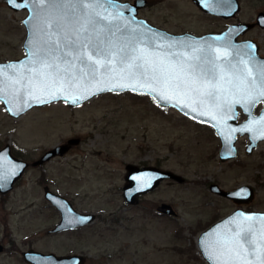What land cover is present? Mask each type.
Returning <instances> with one entry per match:
<instances>
[{
    "label": "rangeland",
    "instance_id": "1",
    "mask_svg": "<svg viewBox=\"0 0 264 264\" xmlns=\"http://www.w3.org/2000/svg\"><path fill=\"white\" fill-rule=\"evenodd\" d=\"M240 5L235 15L224 17L193 0H146L137 14L170 32L201 34L254 20L264 10V0H240ZM26 14L0 0V61L25 54ZM248 35L264 54V27ZM260 108L261 103L255 111ZM244 117L240 111L238 118ZM72 137L78 142L63 153L32 164ZM247 142V134H238L236 155L222 160L212 126L131 90L100 92L75 105L58 99L19 116L10 115L0 100V147L8 143L14 155L28 162L12 189L0 193V264H31L21 253L30 247L82 253L84 264H210L198 248L201 231L236 207L264 210V140L249 153ZM127 163L161 166L185 181L165 179L128 202L123 196ZM211 182L224 189L249 184L254 197L236 203L210 190ZM45 184L95 219L49 231L60 212L44 197ZM161 202L170 203L177 214L161 213Z\"/></svg>",
    "mask_w": 264,
    "mask_h": 264
},
{
    "label": "snow or ice",
    "instance_id": "2",
    "mask_svg": "<svg viewBox=\"0 0 264 264\" xmlns=\"http://www.w3.org/2000/svg\"><path fill=\"white\" fill-rule=\"evenodd\" d=\"M29 2L42 6L34 9V32L40 37V46L30 52V55L35 57V62L41 68L29 81L31 100L43 104L51 99H59L58 92L50 93L48 100L33 94L37 88L57 85L78 88L85 81L106 85L96 86L94 91L86 89V96L81 95L71 100L75 104L77 99H86L98 92L135 89L137 86L142 88L151 82L155 86L150 91L164 101L169 99L164 94L167 91L196 97L201 105L206 100L212 101L226 124L227 119L237 118L236 105L251 116V107L258 99H264V62L253 72L246 67L243 59L236 63L225 59L221 67L217 63L219 57H212L204 49H192L191 54L186 56L181 52H171L173 46L168 45V52H156V34H149L150 29L143 33L129 30L126 26L114 23L120 19L119 16L109 19L108 15L103 14L109 7H120L114 0H25L20 4L16 0H8L15 7H26ZM70 21L74 23L68 27ZM24 23L29 25L31 22L25 20ZM122 29L123 32L118 37L117 33H121ZM140 44L145 47H138ZM246 47L249 50L247 54L251 57L254 45ZM64 49L71 51H63ZM53 53H60V56L49 59ZM67 56H71L73 61L68 66L73 70L71 74L68 73V68L62 70L55 62ZM77 61L82 67H78L75 63ZM2 90L0 86V91ZM229 92L233 98L230 101L222 99ZM28 106L25 101L24 107ZM191 111L194 118L195 115H208L204 111L198 112L195 106ZM211 118L217 120L216 115ZM261 121H264V112L258 120H249L248 124ZM230 130L252 132L253 128L245 125ZM226 139L230 140L231 137ZM228 151L231 153V149ZM237 216L243 217V221H231L236 224L235 230L206 233L201 237L202 252L212 264H264V228L259 230L258 238L254 239L257 236L256 225L244 224V221H252L253 216H245L243 213H238ZM259 219L264 220V216Z\"/></svg>",
    "mask_w": 264,
    "mask_h": 264
},
{
    "label": "water",
    "instance_id": "3",
    "mask_svg": "<svg viewBox=\"0 0 264 264\" xmlns=\"http://www.w3.org/2000/svg\"><path fill=\"white\" fill-rule=\"evenodd\" d=\"M7 5L13 9H26L27 14L22 19V22L26 28V35L23 40V47L25 54L15 59H8L0 61V100L3 103L7 112L12 116H19L26 112L28 109L36 105H44L46 103H39L38 101L31 100L29 93L31 88L29 81L34 77V73L41 68L39 63L35 62V57L30 55V52L40 46V37L34 32L35 28V11L37 7H42L34 2H29L26 7H15L5 0ZM18 4L24 3L25 0H16ZM115 4L119 5L118 8H107L103 14L108 15L109 19L113 16H119L120 19L114 23L126 26L129 30H137L140 33L146 30H151V33H155L154 43L156 45V52H168V45H172L171 52H181L186 56L190 55L192 49H204L208 51L212 57H219L217 63L223 67V61L226 59L236 63L238 60L243 59L246 62V67L251 69L253 72L256 67L264 62V56L258 53V43L253 39H239L238 36L245 30L251 27L254 22L237 21L229 23L225 28L219 31L206 32L202 34H195L189 31L184 32H170L165 28L156 26L147 21L146 18L141 17L137 14L138 8L145 5L146 0H114ZM202 10L222 15L224 17H231L240 10V0H193ZM25 20H29L31 23L26 25ZM256 22L264 26V11H259L256 16ZM74 21H70L68 27H71ZM123 32L117 33L119 37ZM254 45L252 49V56L250 57L247 49V45ZM187 45V47L185 46ZM160 46H163L161 48ZM138 47L143 48L145 45L140 44ZM150 51L152 49H149ZM63 51H71L70 49H64ZM75 53L73 52V55ZM227 54V55H225ZM55 56H60V53H53L49 56V59ZM60 68L63 70L68 68V73H72V69L68 66L73 63L71 56L61 57L55 61ZM78 67L79 62H75ZM106 87L104 84L96 85L95 82L91 84L87 81L83 82L81 87L63 88L59 85L55 87L37 88L33 94L36 96L48 100L50 93L58 92L60 98L66 101L67 105H75L85 101L92 97L89 96L86 99H77V103H71L73 98H78L81 95H87L86 89L91 88L93 91L95 87ZM110 86V85H108ZM155 85L151 82L145 84L144 87L137 86L135 89H124L133 90L136 92H143L150 94L152 98L159 104L171 105L180 110L185 115L194 118V114L191 111L193 106L197 107L198 112L204 111L208 113L207 116L200 117L195 115V119L205 124L211 125L217 132L221 145L219 149V156L222 160L232 158L237 153L235 142L238 134H247L248 142L245 150L247 153L251 152L252 149L258 144L259 141L264 140V121L254 124H248L249 120H258L260 114L264 112V99H258L254 106L251 107V116L245 113L239 106H235L237 113L236 119H227L226 124L221 118V114L217 111L215 104L212 101H205L203 105L199 103V100L193 96L177 95L171 91H167L164 94L169 97L166 101L157 98V95L150 91L151 87ZM159 91V89H158ZM106 92V91H102ZM100 93V92H98ZM233 98L231 92L227 93L222 99L231 100ZM58 99H51V101ZM27 101L29 106L24 107V102ZM262 102V106L258 112L255 111V106ZM49 103V102H48ZM187 105V107H185ZM242 112L245 117L239 119V112ZM217 116V120H213L211 117ZM227 113L224 114L226 116ZM249 126L253 128L252 132H232V128H240L241 126ZM223 133V135H221ZM231 137V139H226ZM260 137V138H257ZM78 142V138H69L67 142L53 146L47 149L39 158L32 161V164L41 163L55 154L63 153L70 144ZM231 149V153H229ZM28 162L21 157L14 155L11 152L10 145L7 143L0 147V192L5 193L12 189L14 182L22 175ZM126 183L123 185V196L126 201L134 202L139 194L147 192L156 187L160 181L166 177L175 179L176 181H183L184 177L177 174L169 169L159 168L154 165H136L127 163L126 164ZM15 173V174H13ZM210 190L225 195L233 199L236 203H244L253 199L254 189L249 184H241L233 189H224L219 186L216 182L209 184ZM44 196L53 203L60 212V218L56 224L49 229V231L57 232L60 230H67L73 227L84 225L95 219V214L92 212H84L76 209L72 202L62 194L52 191L48 186L44 187ZM157 209L164 214H175L176 211L172 205L168 202H161ZM238 213H243L245 216H253L252 221H244L245 225L255 224L257 230V236L261 228H264V220H260L259 217L264 216V210L256 209H245L242 207H236L225 216L219 218L205 229L201 231L198 236L197 244L200 252L204 258L212 264V262L205 256L200 247L201 237L206 233H221L230 232L236 229V224L232 223L233 219L238 222L243 221V217L237 216ZM3 249V245L0 243V252ZM22 256L26 262L31 264H84L85 255L82 253H65L57 254L53 251H41L35 248H27L21 251Z\"/></svg>",
    "mask_w": 264,
    "mask_h": 264
},
{
    "label": "flooded vegetation",
    "instance_id": "4",
    "mask_svg": "<svg viewBox=\"0 0 264 264\" xmlns=\"http://www.w3.org/2000/svg\"><path fill=\"white\" fill-rule=\"evenodd\" d=\"M259 11H262V10H259ZM258 11V12H259ZM264 11V10H263ZM257 12V13H258ZM257 13H256V16H257ZM256 16H255V18H254V20H249V21H245V22H254V26L252 25V27H250L249 29H247V30H245L242 34H240L239 36H238V38L240 37V39H247V40H249V39H253V40H255V38L254 37H252V36H250V35H248V33L252 30V29H254L255 27H264V26H262V25H260L259 23H257L256 22ZM256 41V40H255ZM257 42V41H256ZM259 48H260V44L258 43V53L260 54V51H259ZM261 55V54H260ZM262 56H264V54H262ZM12 152V151H11ZM157 166V165H156ZM157 167H161V166H157ZM161 168H163V167H161ZM165 179H171V180H173V181H176L175 179H173V178H170V177H166V178H164V179H162L160 182H162L163 180H165ZM185 181V177H184V180L183 181H181V182H179V181H176V182H178V183H182V182H184ZM45 186H48L47 184H45L44 186H43V195H44V187ZM49 187V186H48ZM50 188V187H49ZM51 189V188H50ZM52 190V189H51ZM53 191V190H52ZM215 193H217V192H215ZM218 194H220V193H218ZM45 197V196H44ZM46 198V197H45ZM47 199V198H46ZM48 200V199H47ZM49 201V200H48ZM49 203L51 204V205H53V207H55L56 209H58L53 203H51L50 201H49ZM162 213V212H161ZM177 214V212L175 213V214H170V215H176ZM76 227H78V226H76ZM74 228V227H73ZM72 229V228H71ZM68 230V229H67ZM2 251H3V249H2ZM1 251V252H2ZM0 252V253H1Z\"/></svg>",
    "mask_w": 264,
    "mask_h": 264
},
{
    "label": "bare ground",
    "instance_id": "5",
    "mask_svg": "<svg viewBox=\"0 0 264 264\" xmlns=\"http://www.w3.org/2000/svg\"><path fill=\"white\" fill-rule=\"evenodd\" d=\"M57 132H58V130L55 131V132H52L51 135L53 136V135H55Z\"/></svg>",
    "mask_w": 264,
    "mask_h": 264
}]
</instances>
